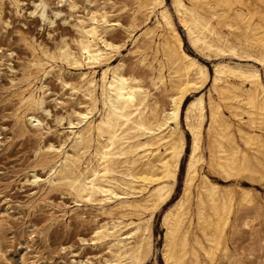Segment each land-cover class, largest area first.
<instances>
[{"label": "bare ground", "instance_id": "6f19581e", "mask_svg": "<svg viewBox=\"0 0 264 264\" xmlns=\"http://www.w3.org/2000/svg\"><path fill=\"white\" fill-rule=\"evenodd\" d=\"M133 2L137 7L128 20L113 17L103 7L93 9L74 17L72 39L62 36L54 47L33 52L21 75L25 88L19 103L24 112L15 117L22 130L27 122L40 128L44 123L40 113H50L45 105L46 84L36 82L55 70L52 61L87 69L80 70L78 81L61 78L83 101L57 116L62 125L68 124L58 141L43 139L37 146V161L48 168V174L42 179L34 173V182L65 190L75 203L96 211L91 241L106 253L97 261L88 258L90 264H145L154 254L153 219L172 200L187 155L182 191L162 215L163 260L207 264L203 254L214 263L220 250L221 258L231 261L228 228L237 227L240 220L247 228L253 226L256 211L242 218L241 213L255 204V197L245 186L238 196L236 188L214 181L200 166L206 161L212 173L226 180L247 174L264 180V10L244 9L250 0H171L190 47L216 60L211 76L208 65L186 50L165 0ZM11 3L18 6L20 0ZM70 6L75 8L76 3ZM47 7L40 0L34 12L43 22H53ZM152 16L155 20L148 25ZM139 20L147 26L134 38ZM0 21H4L1 3ZM118 29L134 38L130 52L145 69L151 87L143 74L125 68V58L113 63L120 49L113 33ZM25 39L33 46L32 40ZM209 81L218 97L209 93L207 109L201 91ZM222 102L230 115L223 112ZM182 117L191 135L188 151ZM85 213L78 216L83 219Z\"/></svg>", "mask_w": 264, "mask_h": 264}, {"label": "rangeland", "instance_id": "374dc122", "mask_svg": "<svg viewBox=\"0 0 264 264\" xmlns=\"http://www.w3.org/2000/svg\"><path fill=\"white\" fill-rule=\"evenodd\" d=\"M39 1L20 0L19 5L16 6L11 3V0H0L2 19L8 21V24L0 21V244L4 251V254L0 255V264H90L87 261L88 258L97 261L100 255L106 253L101 251L99 246L94 245L93 240L91 241L94 227L92 216L96 211L89 206L75 203L72 195L67 191L56 188L51 189L47 185H43L42 182L40 184L35 183L33 179L34 173L40 175L42 179L48 174V168L40 165L37 161V146L43 139L58 141L62 137L63 131L68 130V124L63 121L64 125H62L57 120V116L65 113L71 106L83 101L82 95L76 94L68 86H64L61 78L78 81L80 72L87 69L81 70L76 67L74 69L73 65L56 60L51 62L55 66V70L51 74L46 78L40 75L42 78L39 77L37 81L39 83L36 82V85L41 86V82H45L47 89L45 105L50 112L49 114L46 112L40 113L44 122L41 126L42 136L40 133L41 127L38 128L27 122V129L22 130L16 123L15 117L17 114L24 112V106L19 103L20 91L25 88V82L21 80V75L24 71H27L33 52L41 54L40 49L42 46L54 47L62 36L72 39L75 35L72 26L75 16L103 7L105 10L108 9L107 11L113 17L119 16L121 20H128L137 4L133 0H91V4L88 0H45L48 3V16L53 22H43L39 15L34 12ZM73 1L76 3L75 8L70 6ZM165 1L183 36L186 50L206 63L212 76L214 74L213 62L216 60L214 58L212 60L206 59L194 52L186 39L183 27L178 22L171 0ZM246 7L264 10V3L259 0H250V4L243 8L246 9ZM55 11H60V15L55 16ZM259 19L258 16L254 17L255 21ZM154 20L155 16H152L148 25H151ZM261 21L264 22L263 19ZM146 26V22L139 20L133 33L134 38ZM221 29L226 31L224 27ZM113 33L116 34L117 42L120 44L118 53L116 52L115 57H113V63L116 64L125 58V68H134L139 74H143L147 82L148 76L144 72L145 69L138 64L137 57L130 52L134 38L131 39L119 29ZM238 34L240 37L242 36L240 31ZM25 38L32 40L34 42L33 46L29 45ZM150 57L149 59H151ZM100 73L101 71L98 72V75ZM261 73L264 79L263 68H261ZM16 75L17 77H15ZM147 84L151 87L150 83L147 82ZM205 87L201 92L204 93L205 105L208 109L209 93L212 92L211 94L214 97L218 96L212 91L210 81ZM152 91L158 94L161 102H166L165 97L160 95L159 91ZM39 93L42 94V91L37 90V94ZM222 103L223 112L230 115L225 102ZM181 126L185 131L188 151L191 135L186 129L184 117L181 119ZM245 128L251 129L248 125H245ZM232 129L236 130L235 127ZM235 134L239 143L243 145L240 136L237 133ZM262 135L264 137V131ZM203 147L206 157L205 139L203 140ZM262 158L264 159V156ZM186 161L187 155L182 160L181 172L179 171L172 200L157 212L153 219L154 254L146 262L147 264H153L155 261L158 264H165L162 257L164 234L161 223L162 215L164 210L175 201L182 191ZM200 171L207 173L220 184L233 186L236 188L238 196L242 191L241 187L245 186L244 188L250 189L255 197V204L243 211L241 218L254 214L255 211V214H257V218L253 223L254 227L247 228L243 226L241 220L236 222L237 227L229 226L228 242L232 253L231 261L222 259L220 250L216 253V262L211 263L209 258L203 254H201L202 259L207 264H264V180H254L249 174L226 180L222 176L212 173L206 161L201 164ZM256 204H260V206H256ZM7 206L10 208L9 211L3 212ZM82 212H86L83 219L78 216ZM233 220L234 214L232 223ZM81 237L88 241L82 242ZM260 243L262 245H259ZM257 245L261 247L258 248Z\"/></svg>", "mask_w": 264, "mask_h": 264}]
</instances>
